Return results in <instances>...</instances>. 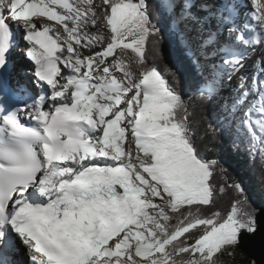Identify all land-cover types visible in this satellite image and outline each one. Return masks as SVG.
Listing matches in <instances>:
<instances>
[{
  "label": "snow or ice",
  "instance_id": "obj_1",
  "mask_svg": "<svg viewBox=\"0 0 264 264\" xmlns=\"http://www.w3.org/2000/svg\"><path fill=\"white\" fill-rule=\"evenodd\" d=\"M154 9L181 36L202 97L264 49V0H0V264H15L17 240L29 264H216L264 232V207L239 184L240 207L212 210L229 186L216 187L219 165L199 155L183 96L145 64L146 42L160 44ZM16 28L41 92L23 104L8 86ZM127 49L140 74L126 69ZM241 125L264 157V119L245 112Z\"/></svg>",
  "mask_w": 264,
  "mask_h": 264
},
{
  "label": "trees",
  "instance_id": "obj_2",
  "mask_svg": "<svg viewBox=\"0 0 264 264\" xmlns=\"http://www.w3.org/2000/svg\"><path fill=\"white\" fill-rule=\"evenodd\" d=\"M152 17L161 29L159 48L153 50L149 42L144 46L145 64L154 67L165 79L175 87L185 100L188 110L189 129L192 141L199 155L206 161L216 162L213 180L217 188L228 185L223 193L216 197L215 208L212 210L228 213L233 206L240 207L238 200H243L232 184H239L248 201L257 208L264 207V157L259 150L252 154L251 149L258 141L241 125L242 119L236 118L233 123V106L220 97H202L198 92L201 77L196 66L183 47L178 34V48L172 37H176L175 27L164 17L157 15L155 9ZM172 36V37H171ZM124 65L130 70L126 61ZM255 121L254 116H250ZM259 135V132H258ZM195 208L196 206H192ZM211 206H200V215H210ZM186 255V254H185ZM216 264H253L250 258L239 247L216 253L213 256ZM256 264V263H255Z\"/></svg>",
  "mask_w": 264,
  "mask_h": 264
},
{
  "label": "bare ground",
  "instance_id": "obj_3",
  "mask_svg": "<svg viewBox=\"0 0 264 264\" xmlns=\"http://www.w3.org/2000/svg\"><path fill=\"white\" fill-rule=\"evenodd\" d=\"M69 2L76 3L78 1H69ZM245 2H247V0H245ZM95 3H97V0H94V4ZM36 20L44 21L52 29H60V31L63 32V27L58 22L51 21V20H43V19H36ZM90 30L93 32L96 31L94 28ZM107 31L109 30H106L104 33L106 38H107ZM128 42H131V41H128ZM118 50L119 49H117L116 51ZM254 50L256 51L254 52L249 51L246 53L247 59L245 60L244 67L238 73L240 78L241 77L246 78L245 87L242 89L240 87V82L238 83V85H236V83L233 80H230V86H231L229 90L230 92L223 95V92H222L223 88L219 90L220 94L224 96V97L222 96L223 99H227V100L229 99L231 101L235 96L239 97L243 91L248 90L250 92V95L248 96L244 105L248 107H253L255 105L256 100L259 98V96H261V93L264 92V90H262L263 88L262 82H264V71H262V69H264V49H260L257 47ZM256 56L260 58L259 65H255L253 62L254 60H256ZM16 65L19 68L26 66L22 57L17 58ZM60 67L63 72L65 73L67 72V70L63 68V65H60ZM234 79H235V76H234ZM238 113L239 111H237V114ZM21 250H23V253H21V256L19 257V252H21ZM28 255L29 253L26 250V247L23 244H21L19 240H17L15 249H13V251L10 253L11 258L15 261V264H29Z\"/></svg>",
  "mask_w": 264,
  "mask_h": 264
},
{
  "label": "rangeland",
  "instance_id": "obj_4",
  "mask_svg": "<svg viewBox=\"0 0 264 264\" xmlns=\"http://www.w3.org/2000/svg\"><path fill=\"white\" fill-rule=\"evenodd\" d=\"M47 1V0H46ZM69 1H78V0H69ZM93 3H94V0H93ZM175 31H176V33H178V31L175 29ZM83 49H81V51H82ZM85 50H83L82 52H84ZM120 53V49L117 51V54H119ZM121 58L123 59V60H125L126 61V63H127V65L129 66V68H130V70L131 71H133L134 73H136V74H140V70H139V65H138V54L134 51V49H127V50H125V52H124V54L121 56ZM110 59H111V57H110ZM23 61H24V63L26 62L25 61V59L23 58ZM254 62V64L255 65H259V62H260V58L258 57V56H256V60H254L253 61ZM117 75L119 76V75H122V72H120V71H117ZM235 76V79L233 78V79H231V80H233L235 83H236V85H238V83L240 82V80H239V78H240V76L237 74V75H234ZM263 85V88H262V90H264V83L262 84ZM223 88V89H222ZM222 92H223V95L224 94H226V93H228V92H230L229 90H230V88H231V86H230V80H227V79H225V81H224V83H223V86H222ZM225 88V89H224ZM220 93V92H219ZM222 94H221V96H223ZM224 97V96H223ZM236 97H238V96H235L231 101L228 99V101H229V103H231V105H233L234 106V104H236L235 102H236V99H238V98H236ZM223 99V98H222ZM228 103V106L230 105ZM264 103V99H261V96H259V98L256 100V102H255V105L257 106V109H259V107H261V105ZM220 104V103H219ZM254 105V106H255ZM243 106V108H242V111L241 110H237V111H239V113L237 114L236 112H235V115H236V118L237 119H242L243 118V115H244V110L246 109L245 107H246V105H242ZM241 106V107H242ZM254 106L252 107V108H254ZM256 109V108H255ZM256 109V111L258 112V110ZM241 112V113H240ZM251 112H254V109H252V111ZM257 118V117H256Z\"/></svg>",
  "mask_w": 264,
  "mask_h": 264
},
{
  "label": "water",
  "instance_id": "obj_5",
  "mask_svg": "<svg viewBox=\"0 0 264 264\" xmlns=\"http://www.w3.org/2000/svg\"><path fill=\"white\" fill-rule=\"evenodd\" d=\"M172 38L176 45L175 50L180 54L177 35L175 38ZM262 219H264V217H262ZM239 248L250 258V260L255 261L256 264H264V232H261L255 237L249 239L242 247Z\"/></svg>",
  "mask_w": 264,
  "mask_h": 264
}]
</instances>
